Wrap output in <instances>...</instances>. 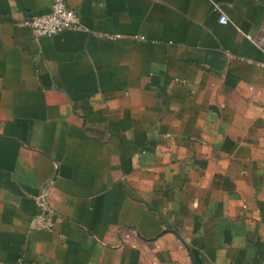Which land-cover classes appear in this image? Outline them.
I'll return each mask as SVG.
<instances>
[{"label": "crops", "instance_id": "1", "mask_svg": "<svg viewBox=\"0 0 264 264\" xmlns=\"http://www.w3.org/2000/svg\"><path fill=\"white\" fill-rule=\"evenodd\" d=\"M67 3L0 0V264H264V0Z\"/></svg>", "mask_w": 264, "mask_h": 264}, {"label": "built area", "instance_id": "2", "mask_svg": "<svg viewBox=\"0 0 264 264\" xmlns=\"http://www.w3.org/2000/svg\"><path fill=\"white\" fill-rule=\"evenodd\" d=\"M219 22L223 25L229 23L226 14H222ZM23 27L31 28L36 37L54 36L67 30H80L82 23L80 15L70 8L67 0H52L50 11L42 14H30L20 23ZM108 38L118 40L120 34H107ZM143 39L144 37H137ZM37 212L32 216L30 226L35 229L53 231L55 227V213L48 203V192L40 191L33 196Z\"/></svg>", "mask_w": 264, "mask_h": 264}]
</instances>
